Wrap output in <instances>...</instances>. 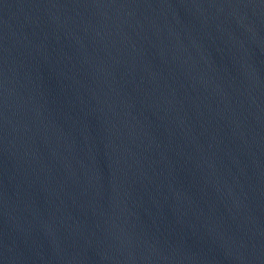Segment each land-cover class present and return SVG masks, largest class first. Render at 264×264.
Segmentation results:
<instances>
[{
	"label": "water",
	"instance_id": "95a60500",
	"mask_svg": "<svg viewBox=\"0 0 264 264\" xmlns=\"http://www.w3.org/2000/svg\"><path fill=\"white\" fill-rule=\"evenodd\" d=\"M0 264H264V0H0Z\"/></svg>",
	"mask_w": 264,
	"mask_h": 264
}]
</instances>
